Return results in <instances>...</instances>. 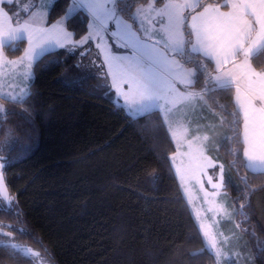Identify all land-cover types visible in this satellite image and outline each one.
<instances>
[{"label": "trees", "instance_id": "obj_1", "mask_svg": "<svg viewBox=\"0 0 264 264\" xmlns=\"http://www.w3.org/2000/svg\"><path fill=\"white\" fill-rule=\"evenodd\" d=\"M211 2L224 0H203ZM70 3L55 0L49 20L64 15ZM12 5L6 4L10 9ZM90 20L83 9L68 18L77 40L87 33ZM26 45H5V54L21 56ZM90 52L81 56L56 49L34 64L30 103L0 98V104L13 110L0 124V156L12 158L5 167L6 179L20 212L19 217L9 212L2 219L40 238L42 243H37L19 233L41 246L52 264H217L207 250L190 254L206 245L175 171L174 139L163 126L153 131L155 119L131 120L114 92L96 87L98 80L88 79L84 67H73L82 65ZM205 63L209 70L215 68L213 62ZM252 63L263 68L264 54ZM207 99L216 112L233 119L216 101L232 110L234 90L217 91ZM21 109L32 112L31 124L19 114ZM241 129L242 124L225 122L228 139L222 141L217 159L227 164L240 186L238 190L227 177L237 219L264 264V251L258 248V241L264 244V173L244 167V145L237 134ZM241 177H247V183Z\"/></svg>", "mask_w": 264, "mask_h": 264}, {"label": "snow or ice", "instance_id": "obj_2", "mask_svg": "<svg viewBox=\"0 0 264 264\" xmlns=\"http://www.w3.org/2000/svg\"><path fill=\"white\" fill-rule=\"evenodd\" d=\"M14 2L16 0H0V98L13 104L30 103L33 93L28 85L35 63L58 48L72 51L95 39L103 60L100 64L89 61L87 78L97 79L96 87L115 89L131 120L155 119L154 132L163 126L172 138L179 140L189 133L184 123L185 118L188 124L192 123L189 113L206 108L218 117L220 126L226 121L230 126L242 124L237 134L244 145V167L253 174L264 173V70L258 71L252 63L254 58L264 54V0H224L223 4H204L203 0H71L64 15L50 26H45V19L52 0H39L36 11H31V2L19 9L5 10L3 7ZM80 8L88 12L91 20L87 23V35L74 40L73 33L64 25ZM110 23L115 25V30H110ZM109 35L119 47L129 52H113L105 38ZM23 41L27 42V47L23 48L20 57L10 60L4 56L5 45L14 46ZM13 50L19 49L13 47ZM238 57H242L239 62ZM205 60L214 63V70H209ZM73 67L79 70L84 66L77 63ZM5 69H8L7 73ZM17 78L19 83L12 82ZM229 90H234L235 107L228 110L218 100L216 103L228 111L231 120L217 113L206 99L217 91ZM10 111L13 110L0 104V124ZM19 114L32 123V112L28 109H21ZM200 127L196 125L197 130ZM209 139L208 135H197L187 141L192 162L189 172L201 191H205L201 177L206 176V182L214 191H205V197H213L209 201L213 210L225 213L224 207L214 199L225 186V169L219 165L215 183L213 175H208L209 168L217 167L211 157L205 155L203 143ZM232 152L238 154L235 148ZM172 159L175 160V154ZM0 161V211L19 217L18 202L9 194L3 175V169L10 166L12 158L0 157ZM237 163L233 161L234 165ZM241 179L247 183V177ZM228 183L239 190L231 170ZM244 208L245 204L241 203L242 214ZM5 228L42 243L27 227L0 223V256L6 253L13 259L44 264L40 251L19 242L13 232L5 231ZM201 229L206 238V249L190 254L195 257L207 250L217 261L224 258L223 244L227 237L218 244L216 236L204 225ZM258 248L264 251L260 241Z\"/></svg>", "mask_w": 264, "mask_h": 264}, {"label": "rangeland", "instance_id": "obj_3", "mask_svg": "<svg viewBox=\"0 0 264 264\" xmlns=\"http://www.w3.org/2000/svg\"><path fill=\"white\" fill-rule=\"evenodd\" d=\"M224 3V2H223ZM208 4H219V3H208ZM221 4V3H220ZM202 9H198L197 11H201ZM227 10V9H223ZM112 51L117 54H125L128 53V49H124L119 47L117 43L113 42ZM242 57H238L237 62H239ZM103 60V56L100 54L99 49L93 48L90 52V55L86 57V60L82 62L84 66V75H89L88 68L90 67L89 61H95L96 64H100ZM254 66V65H253ZM255 67V66H254ZM256 68V67H255ZM259 70H264L263 68H256ZM94 70V69H93ZM214 70V69H213ZM8 70H5L7 73ZM21 71V69H19ZM24 71V70H22ZM21 71V72H22ZM33 71V68L31 69ZM112 92L115 93L116 101L118 104H124L122 98H117L115 89H111ZM207 99V97H206ZM208 100V99H207ZM187 111V110H186ZM198 116H202L203 119L199 123L202 126L201 129L197 131V133H189L184 139H175L176 145L179 143V148L177 147V151L175 154V160L172 159L176 174L182 184V187L187 195L188 201L190 203L193 214L195 215L198 224L201 229V225H204L210 233L216 236L218 244L221 241H224V238L227 237L226 242L223 244L224 250V258L217 261V264H260L255 251L252 248L251 241L249 235L243 230L241 223L237 219V207L233 204L231 199V195L226 188V180L227 174L229 173V168L227 164L223 161H218L216 158L211 156L209 148H210V139L212 138L214 141V133H217V125L219 121L216 116H212L210 112L204 108L202 110H197L195 112ZM193 113H189L192 115ZM223 115V113L220 112ZM184 123L187 124L188 128L191 129L194 124L193 120L191 124L187 123V118H185ZM212 124L213 130H207L206 125ZM199 135L203 137L204 135L209 136V140L203 143V147L205 150V155L211 157L213 162L217 165L215 169L209 168L207 170L208 175H213V182H216L215 173L219 171V165H223L225 169V186L220 190V194L216 196L214 199L218 205H222L225 209V213H220L216 210H213L212 205L209 203L213 199V197L208 196L205 197V191L208 193L213 192L214 190L211 186L206 182V176H202L201 180L204 182V190H200V185L196 182V179L189 172L190 164L192 163L189 158V148L187 146V141L192 140L194 136ZM216 141V139H215ZM215 141L213 143H215ZM196 142H194L195 145ZM173 157V155H172ZM239 224L240 227L237 228L236 225ZM202 231V229H201ZM203 233V232H202ZM204 237V236H203ZM205 245L206 238L204 237Z\"/></svg>", "mask_w": 264, "mask_h": 264}, {"label": "crops", "instance_id": "obj_4", "mask_svg": "<svg viewBox=\"0 0 264 264\" xmlns=\"http://www.w3.org/2000/svg\"><path fill=\"white\" fill-rule=\"evenodd\" d=\"M55 0H52V3L54 2ZM28 2H31L32 4H33V7L31 8V11H36L37 10V8L39 7V0H16V2H14L13 3V8H11V9H19V8H22L23 6H24V4L25 3H28ZM52 3L50 4V5H48L47 6V12H48V15L46 16V19H45V26H50L52 23H54L55 21H50L49 20V9H50V6L52 5ZM220 4V3H219ZM4 8H5V10H8V9H10V8H8L7 6H6V4L3 6ZM81 9H83V8H80V9H78L77 11H79V10H81ZM83 10H85V9H83ZM77 11H75L74 13H76ZM86 11V10H85ZM87 12V11H86ZM73 13V14H74ZM11 14V13H10ZM72 14V15H73ZM59 19V18H58ZM66 28H67V30L69 31V32H72L73 33V31L67 26V21L65 22V25H64ZM109 28H110V30H115V25L114 24H111L110 23V25H109ZM88 32V31H87ZM85 35H87V33L85 34ZM106 38V40H107V42H108V44L109 45H113V42L114 43H116L113 39H111L110 38V35L109 36H106L105 37ZM73 39L74 40H77L76 38H75V35H74V33H73ZM98 43V41L97 40H95V39H93V40H90V41H88L86 44H83V45H81V46H79V47H77L76 49H74V50H72V51H77V52H79V53H87L88 51H90V50H92L93 48H97L96 47V44ZM26 47H27V45H26ZM4 48H5V46H4ZM4 48H3V54H4V56L7 58V59H10V60H15L16 58H18V57H20V56H18V57H11V56H8V55H6L5 54V51H4ZM58 49H60V48H58ZM98 49V48H97ZM113 50V49H112ZM33 71H31L32 72V74H33V77H32V79H31V81L29 82V87H30V84H31V82H32V80H33V78H34V76H35V71H34V65H33ZM5 70H8V69H5ZM4 70V71H5ZM22 70H24V69H21V71ZM12 82H15V83H19V78H17L15 81H12ZM7 90V89H6ZM208 103H209V101H208ZM218 113V112H217ZM210 114L212 115V116H214L211 112H210ZM192 116V120H193V124H194V126L191 128V129H189V131L191 132V133H197V128H196V125L197 124H199L200 122H201V120L203 119V117L200 115V116H198V114L197 113H194V114H192L191 115ZM215 118H217V120L219 121V119H218V117H215ZM209 125H212V124H207L206 125V128H207V130H213V127H209ZM225 125V124H224ZM224 125L223 126H220V124H218L217 125V127H215V129L217 128V133L215 134L214 133V141H215V139H216V141H215V143H213L214 141H213V139L211 138L210 139V148H209V150H211L210 151V154H211V156H213L214 158H216L217 159V152L219 153L220 152V150H221V143H222V141L223 140H225V138H226V134L224 133ZM202 128V126L199 128V129H201ZM174 139V138H173ZM174 141H175V139H174ZM176 143V142H175ZM176 151H177V145H176ZM175 151V152H176ZM174 152V153H175ZM218 161H221V160H219V159H217ZM222 162V161H221ZM183 191H184V189H183ZM184 193H185V191H184ZM185 195H186V193H185ZM186 197H187V195H186ZM188 199V198H187Z\"/></svg>", "mask_w": 264, "mask_h": 264}, {"label": "flooded vegetation", "instance_id": "obj_5", "mask_svg": "<svg viewBox=\"0 0 264 264\" xmlns=\"http://www.w3.org/2000/svg\"><path fill=\"white\" fill-rule=\"evenodd\" d=\"M1 157V156H0ZM2 162V161H0ZM3 174H4V177H5V180H6V184L8 186V183H7V179H6V172H5V168L3 169ZM9 188V186H8ZM10 190V189H9ZM10 195H11V192H10ZM9 212H2L0 211V223H10L9 221H6V220H3L2 218H6V215L8 214ZM5 231H12L13 232V235L17 238V240L21 243H24V244H27L29 245L30 247H32L34 250H38L41 252V256L43 258V262L44 264H52L50 259L44 255L43 253V249L41 248V246L39 245H36L35 243H32V242H29L27 241L26 239H23L20 237L19 235V232L15 231L14 229L12 228H5L4 229ZM6 261L8 262L9 264H31L30 261H27V260H22V259H13L11 258L10 256H8L6 253L2 256H0V262L2 261Z\"/></svg>", "mask_w": 264, "mask_h": 264}, {"label": "water", "instance_id": "obj_6", "mask_svg": "<svg viewBox=\"0 0 264 264\" xmlns=\"http://www.w3.org/2000/svg\"><path fill=\"white\" fill-rule=\"evenodd\" d=\"M4 175V174H3ZM4 180H5V177H4ZM5 183H6V180H5ZM7 185V184H6ZM7 188H8V186H7ZM8 192H9V194H10V190H9V188H8Z\"/></svg>", "mask_w": 264, "mask_h": 264}]
</instances>
